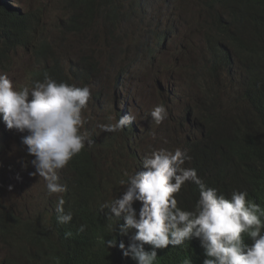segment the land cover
Here are the masks:
<instances>
[{"label":"clouds","instance_id":"clouds-1","mask_svg":"<svg viewBox=\"0 0 264 264\" xmlns=\"http://www.w3.org/2000/svg\"><path fill=\"white\" fill-rule=\"evenodd\" d=\"M187 3L137 2L149 42L121 68L59 54L38 67L59 78L0 73V205L22 219L0 264H264V38L203 3L191 36L158 24Z\"/></svg>","mask_w":264,"mask_h":264},{"label":"trees","instance_id":"trees-1","mask_svg":"<svg viewBox=\"0 0 264 264\" xmlns=\"http://www.w3.org/2000/svg\"><path fill=\"white\" fill-rule=\"evenodd\" d=\"M137 2L142 3V0H51L50 3L60 10L59 29L66 34L81 36L78 46L72 51L64 49L60 54L72 55L82 64L95 69L91 65L97 66L96 60L91 56L97 42L95 33L99 29L108 32L118 30L123 27L125 21H132L139 10L135 6ZM194 2L203 3L209 11L206 15L216 18L218 24H230L241 32H245L246 27L253 26L254 35L245 37L249 47L253 48L264 38V0H194ZM216 9H218L217 12ZM26 13L18 1L0 0V70L6 69V61L9 60L12 51L26 45L31 33L39 32L40 27H37L31 15ZM54 42V38L51 37L49 43L44 42L39 49L35 48L38 65L48 59L46 56H49V60L54 59V52L51 51ZM143 52L144 50L140 51V53ZM114 54L122 62L119 65L120 68L126 63H132V58L126 53L112 51L105 57L111 60ZM78 64L82 66L81 63ZM44 68L45 65L33 75V81L43 79L45 73L52 78L61 76L56 68L49 70ZM0 209L2 210L0 212L1 240L6 242L5 239L8 236L20 239L17 230L22 223L21 217L15 215L9 207L0 205Z\"/></svg>","mask_w":264,"mask_h":264},{"label":"rangeland","instance_id":"rangeland-1","mask_svg":"<svg viewBox=\"0 0 264 264\" xmlns=\"http://www.w3.org/2000/svg\"><path fill=\"white\" fill-rule=\"evenodd\" d=\"M13 1H18L21 4V8L27 13H43L42 29L39 32L43 33L44 31V35L54 38L55 42L51 48V51L54 52L53 56L59 55L64 49L72 51L73 48L78 46L81 41V36H73L59 32L60 10L50 3L51 0ZM196 4L197 3L194 2V4L187 3L180 5V10H177L176 13L177 17L180 18V21L170 22L168 20V16H166L165 18L163 17V20L158 21V24L162 25V28L169 32L176 31L177 33L187 36L193 35L196 31H193L190 28V25L186 22L188 21L186 18L187 13L194 6L201 8L200 5ZM224 15L226 16V13H224ZM136 19L137 21L135 19L132 21H125L122 28L111 32L99 29V31L95 33L97 42L94 46V51L91 54L94 60L101 59V62L107 61L105 55L112 51L120 54L126 53L128 56H135L143 46H147L149 42L147 22L138 16ZM63 56L68 59L72 58V55L69 54H63ZM46 57H48V59L43 60V64L49 61V56ZM137 63L141 64L142 61L137 60ZM109 64L115 66L113 59L110 60ZM38 67V57L36 56L35 50H33L32 46H30L27 49L23 48L12 51L9 55V60L6 61V69L0 70V73L7 74L16 86L28 85L31 87L33 74L37 73ZM130 70L138 76L142 73V71L138 69L131 68ZM99 72L103 78L109 76L108 70L105 67H102ZM100 79L105 84L109 85L108 82L104 81L102 78ZM136 80L137 79H128L126 82L129 86H132L136 83ZM110 113L112 116H116L114 111H110ZM105 122H107V120L103 123ZM6 170L8 169L6 168ZM30 184L33 183L31 182Z\"/></svg>","mask_w":264,"mask_h":264},{"label":"bare ground","instance_id":"bare-ground-1","mask_svg":"<svg viewBox=\"0 0 264 264\" xmlns=\"http://www.w3.org/2000/svg\"><path fill=\"white\" fill-rule=\"evenodd\" d=\"M17 16H18V15H17ZM18 17H19V16H18ZM18 17H17V18H18ZM16 21H17V20H16ZM117 86H118V83H117ZM119 97H120V96H119Z\"/></svg>","mask_w":264,"mask_h":264}]
</instances>
